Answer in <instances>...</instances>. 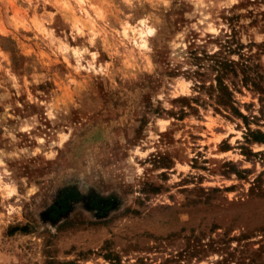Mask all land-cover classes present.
<instances>
[{
	"label": "rangeland",
	"instance_id": "rangeland-1",
	"mask_svg": "<svg viewBox=\"0 0 264 264\" xmlns=\"http://www.w3.org/2000/svg\"><path fill=\"white\" fill-rule=\"evenodd\" d=\"M260 132L264 0H0V264H264Z\"/></svg>",
	"mask_w": 264,
	"mask_h": 264
},
{
	"label": "trees",
	"instance_id": "trees-1",
	"mask_svg": "<svg viewBox=\"0 0 264 264\" xmlns=\"http://www.w3.org/2000/svg\"><path fill=\"white\" fill-rule=\"evenodd\" d=\"M205 55L208 57V59L213 61V64L211 65V67L213 68V70H215V76H214V81H215V85L213 86V84H211L210 88H214L215 90L219 93V99L224 101V98H226L228 101H231L232 103L234 102L232 99V90L229 88V86L226 84V82L224 81V79L226 77H228V75H237L238 72V62L227 58L225 56L222 55V52H212V53H205ZM242 66H240V69H242V67L244 66L245 68L247 67L243 62H241ZM243 70V69H242ZM244 72V70H243ZM196 73V72H195ZM200 73V72H198ZM242 79L241 82L243 83V85H248L249 82H251V84L254 87H258V83L256 82V80L249 78L248 76L244 75V73L242 74ZM199 87H201L203 84L202 82H198ZM234 84V83H233ZM235 85V84H234ZM257 89H260L257 88ZM231 109L234 113L238 114L244 121L246 120V117L244 116V114H242L241 112L238 111L237 108H235L234 106H231ZM261 136L264 138V133L260 132ZM259 142H264V140H256Z\"/></svg>",
	"mask_w": 264,
	"mask_h": 264
},
{
	"label": "clouds",
	"instance_id": "clouds-1",
	"mask_svg": "<svg viewBox=\"0 0 264 264\" xmlns=\"http://www.w3.org/2000/svg\"><path fill=\"white\" fill-rule=\"evenodd\" d=\"M232 2L234 3V2H235V0H232Z\"/></svg>",
	"mask_w": 264,
	"mask_h": 264
}]
</instances>
